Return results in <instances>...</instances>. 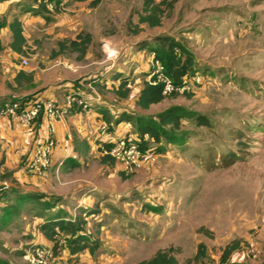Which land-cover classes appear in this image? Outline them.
I'll return each instance as SVG.
<instances>
[{
    "label": "rangeland",
    "instance_id": "374dc122",
    "mask_svg": "<svg viewBox=\"0 0 264 264\" xmlns=\"http://www.w3.org/2000/svg\"><path fill=\"white\" fill-rule=\"evenodd\" d=\"M64 1V26L37 34L25 31L35 47L27 59L38 54L31 64L46 66L64 35L68 40L74 33L90 34L83 58L75 52L60 57L82 75L73 83L85 92L89 108H96L95 97L105 101L100 119L106 135L123 132L132 139L137 135L135 117H153L168 107L177 106L184 115L178 129L165 127L169 137L159 143L144 137L155 160L128 172L118 160L101 162L95 141L106 135L99 130L87 131L86 156L71 160V148L59 159L51 156L42 175L25 170L38 141L17 159L14 153L0 154V207L14 203L13 196H2L10 189L50 204L44 208L24 201L17 216L0 225V259L9 264H138L172 248L179 264H222L223 249L237 241L240 248L231 260L264 264V0H170L173 8L161 25L141 24L136 34L133 25L144 0H101L94 7L92 0ZM162 35L184 46L194 59L193 73L185 80L189 90L142 110L134 100L153 72V49ZM117 73L128 81L126 99L112 92L121 81L113 79ZM18 95H11L9 103L24 98ZM122 113L131 122L114 124ZM199 119L208 125H200ZM91 209L96 212L85 219L91 233L99 227V249L69 255L60 239V254L53 257L39 223L58 213L84 216ZM200 243L205 257L192 261Z\"/></svg>",
    "mask_w": 264,
    "mask_h": 264
},
{
    "label": "trees",
    "instance_id": "16d2710c",
    "mask_svg": "<svg viewBox=\"0 0 264 264\" xmlns=\"http://www.w3.org/2000/svg\"><path fill=\"white\" fill-rule=\"evenodd\" d=\"M36 4L34 9L37 13H58L60 12L61 0H32ZM101 0H92L91 7L96 6ZM52 3L54 10L49 11L46 7L47 4ZM28 8V7H27ZM173 1L161 0H144L141 10L138 12L137 24L133 25V33L139 32V25L146 24L148 27H158L161 25L162 18L172 10ZM48 19V17H47ZM8 26L11 32V42L9 47L22 56L28 54V50L25 49L26 40L23 36V29L21 22L18 18H13L12 21L6 23L5 20L0 19V28ZM92 42L90 34H77L75 39L59 41L57 43L58 49L52 53V56H57L65 51L75 52L79 54V58H83L85 52ZM157 47L153 49L155 60L159 61L162 65V73L174 86H182L185 84V80L193 73L194 59L192 55L185 49L184 46L177 43L173 39L166 37L165 35L158 38ZM33 72L19 71L15 78L16 88H22L27 84L33 82ZM116 79H120L118 87L112 89L113 94L119 99H126L129 97L130 89L128 87V81L123 75H115ZM164 83L158 80L157 75L151 73L148 80H145L138 92V96L134 100V105L142 110H147L151 106L159 104L165 100L167 95L163 94ZM175 92L170 93L173 95ZM189 95V94H188ZM36 99V98H35ZM34 98L24 97L19 102L23 107L26 103L34 101ZM9 103V102H8ZM5 103L0 105V109H3ZM73 109V108H72ZM80 111V109H78ZM184 112L177 106L168 107L153 117H135V129L136 134L133 136V140L139 145L142 150H152L147 145V141L144 139L148 136L154 143H159L162 137L168 138L169 132L165 127L170 130H176L179 128L181 119ZM41 116V115H39ZM38 116V117H39ZM199 124L207 126L208 121L206 119H199ZM121 122H131L129 114L122 113L114 118V124ZM72 155L71 160H74L75 156H86L90 150V144L86 140H81L75 132H72ZM98 147L101 152V146L108 148L110 145L102 143ZM101 162H114V159L109 155H103ZM24 193V192H23ZM16 189H10L4 197L10 198L13 196L14 203L5 207H0V225L7 224L14 217L17 216L20 207L24 201L34 200V203L40 207L49 208L50 204L42 199L40 196L32 197L27 192L23 194ZM12 199V200H13ZM62 212V211H61ZM96 210L85 211L84 216L80 214L67 218L64 214H54L48 216L38 225V231L44 239H46L51 246L52 256L56 257L60 254V239H63L66 243V248L69 255H76L84 251H88L90 254H94L100 247L99 240V227L96 228L94 233H91L87 227L86 216L95 213ZM64 213V212H63ZM205 232L204 229H201ZM240 248L237 241H233L228 244L222 251L220 261L222 264H248L236 260H231V254ZM205 257V246L200 243L197 247L196 254L193 256L192 261H199ZM0 264H9L7 261L0 259ZM138 264H179L175 257L174 250L172 248L158 250L149 259L143 260Z\"/></svg>",
    "mask_w": 264,
    "mask_h": 264
},
{
    "label": "crops",
    "instance_id": "0c3cea01",
    "mask_svg": "<svg viewBox=\"0 0 264 264\" xmlns=\"http://www.w3.org/2000/svg\"><path fill=\"white\" fill-rule=\"evenodd\" d=\"M62 1L65 2L64 0H61V3ZM35 8L36 4H34L32 0H0V19L5 20L6 23H9L15 17L20 20L23 29V36L26 40L24 48L28 51L32 48L35 49V47H31L30 42L26 39V30H29L32 34H37V32L42 31L49 32L54 26L62 27L66 24V16L65 14H61V11L58 13L49 12L42 14L37 13L34 10ZM69 20L71 21L72 18L70 17ZM42 25H46L47 27L45 29H39ZM48 28L50 29L48 30ZM68 28H72L71 24ZM77 34L78 33L69 35L68 40L75 39ZM66 38L67 34L64 35V38L58 39L56 43L67 40ZM11 39L9 27L7 25L1 27L0 105L2 103H8L10 99H12L11 95L14 93H19L18 96L21 98L30 97L34 99H54L60 106L64 104L66 95L70 93L76 92L84 97L85 92L78 87H75L73 83L82 75L77 73L73 64L62 59L60 54L52 56V53L57 51L56 49L51 51V57L47 64H45L46 66L40 65L37 62L35 64H31L35 59V56L38 55L36 52L28 58V66L22 67L20 65L22 55L13 51L9 47ZM107 70L109 69H105V71ZM19 71L33 72L34 78L31 84H27L22 88L17 89L15 85V78ZM113 79L116 78L114 77ZM92 102H96L94 105L96 108H87L80 111L74 110L73 108L68 111L65 117L52 124V137L56 140L52 160L59 159L60 157H63L64 154L70 152V148L72 149V132H75L81 140H86L88 142L89 140L85 136L87 131H92L98 134V126L102 122L100 119L102 112L100 111L105 108V101H99V97H95ZM121 110L122 109H120V111ZM122 123L127 122H121L119 124L121 125ZM46 135V122L42 116L36 118L30 126H27L3 115L0 109V154L7 153L8 155H13L14 153L15 155L12 157L17 159L19 158V154L26 152L31 142L34 144ZM122 136L123 132L118 135L116 134L113 137L119 138ZM99 142L103 143L104 138L101 137L99 140L96 138V147L100 146ZM41 243L44 244V242Z\"/></svg>",
    "mask_w": 264,
    "mask_h": 264
},
{
    "label": "built area",
    "instance_id": "2783aa9c",
    "mask_svg": "<svg viewBox=\"0 0 264 264\" xmlns=\"http://www.w3.org/2000/svg\"><path fill=\"white\" fill-rule=\"evenodd\" d=\"M49 11L54 10V5L49 3L46 5ZM63 9V5L60 3V10ZM103 48L106 52L112 54L110 47L107 43L103 44ZM120 54V53H119ZM113 56H116L113 53ZM20 65L22 67L28 66L27 55L22 56L20 59ZM162 65L159 61L154 59L153 74L157 75L158 80L164 83L163 94L169 95L172 92H184L189 90L186 83L182 86H174L162 73ZM76 107L83 110L90 107V103L87 102L84 97L76 92L66 95L65 102L60 106L54 99H42L37 98L34 101L26 103L23 107L20 103H5L2 113L10 117L12 120L17 121L22 125H31L33 121L41 115L46 122L47 135L43 140L35 143L29 157L25 163V170L34 175H42L45 170L48 169L51 163V156L55 148V143L52 137V124L55 121L61 120L63 115ZM106 124L101 122L98 126V130L101 135H106ZM105 144L110 145L108 148L101 146V154L109 155L115 160L121 162V167L124 172L132 171L133 167L139 166L140 163H149L155 160L156 153L152 150H142L139 145L127 136L119 138L106 135L103 137ZM36 254L40 257L43 256L41 247L35 249Z\"/></svg>",
    "mask_w": 264,
    "mask_h": 264
}]
</instances>
